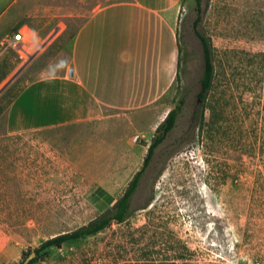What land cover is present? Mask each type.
<instances>
[{
    "label": "rangeland",
    "instance_id": "obj_1",
    "mask_svg": "<svg viewBox=\"0 0 264 264\" xmlns=\"http://www.w3.org/2000/svg\"><path fill=\"white\" fill-rule=\"evenodd\" d=\"M29 1L0 0L1 33L21 6L37 13L20 19L34 30L23 27L24 43L0 45V264H129L144 243H152L155 264H167L174 237L200 264H264V0H201L199 13L194 0H183L177 78L150 109L9 133L5 112L15 94L51 59L68 60L93 9L120 0ZM195 27L214 63L205 98ZM35 41L33 50L21 46ZM180 99L175 124L132 195V215L31 256L42 241L114 203Z\"/></svg>",
    "mask_w": 264,
    "mask_h": 264
},
{
    "label": "crops",
    "instance_id": "obj_2",
    "mask_svg": "<svg viewBox=\"0 0 264 264\" xmlns=\"http://www.w3.org/2000/svg\"><path fill=\"white\" fill-rule=\"evenodd\" d=\"M182 1L120 0L93 9L73 36L68 60L51 59L12 98L5 112L7 131L87 122L111 109L142 112L155 106L177 78ZM28 6H21L0 32V45L15 43L9 33L21 18L36 16ZM23 27L34 32L27 24L17 31ZM38 45L21 46L33 50Z\"/></svg>",
    "mask_w": 264,
    "mask_h": 264
},
{
    "label": "trees",
    "instance_id": "obj_3",
    "mask_svg": "<svg viewBox=\"0 0 264 264\" xmlns=\"http://www.w3.org/2000/svg\"><path fill=\"white\" fill-rule=\"evenodd\" d=\"M194 1L197 13H199L201 0ZM20 23L17 25V28L20 26ZM194 32L202 43L203 69L200 76L201 92L199 95L201 98H205L206 94L212 88L214 79V63L211 47L207 38L201 34L196 29V27ZM182 103L183 99H180L179 103L167 112L165 118L156 127L152 140L147 146V151L143 158L141 168L135 172L123 193L114 201V203L85 224L80 225L72 230L59 233L42 241L37 247L33 249L35 256L42 252H46V250L50 247H61L65 242L83 239L94 235L106 228H109L113 223L124 222L132 215L131 198L138 187L140 177L145 168L148 166L155 148L166 138L167 134L173 128ZM142 229H146V227H143ZM172 243L174 253L167 264H200L194 259V251L184 244L178 237H174ZM139 257H141L139 260L129 264H155L152 243H144L140 247ZM16 264L29 263L25 262L24 260H19Z\"/></svg>",
    "mask_w": 264,
    "mask_h": 264
},
{
    "label": "built area",
    "instance_id": "obj_4",
    "mask_svg": "<svg viewBox=\"0 0 264 264\" xmlns=\"http://www.w3.org/2000/svg\"><path fill=\"white\" fill-rule=\"evenodd\" d=\"M25 33L23 31H17L12 36L13 42H24L25 41Z\"/></svg>",
    "mask_w": 264,
    "mask_h": 264
},
{
    "label": "water",
    "instance_id": "obj_5",
    "mask_svg": "<svg viewBox=\"0 0 264 264\" xmlns=\"http://www.w3.org/2000/svg\"><path fill=\"white\" fill-rule=\"evenodd\" d=\"M33 255H35V253H34V252H32V253H31V256H33Z\"/></svg>",
    "mask_w": 264,
    "mask_h": 264
}]
</instances>
